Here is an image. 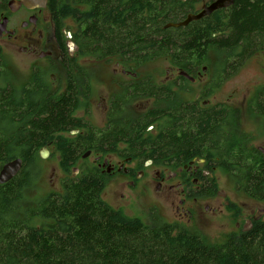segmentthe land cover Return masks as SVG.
<instances>
[{
    "label": "trees",
    "instance_id": "1",
    "mask_svg": "<svg viewBox=\"0 0 264 264\" xmlns=\"http://www.w3.org/2000/svg\"><path fill=\"white\" fill-rule=\"evenodd\" d=\"M202 1L49 0L65 89L39 68L20 89L0 86V171L17 158L23 161L19 174L0 184V264H264L260 218H254L248 229L210 244L197 229L169 223L157 211H151L145 223L110 206L103 192L111 177L97 164L83 166L79 177L71 174L88 151L102 158L117 153L168 163L174 170L204 159L200 184L191 187L189 197L215 196L218 187L211 173L222 168L249 198L264 203V151L247 147L239 120L226 104L179 101L174 86L155 83L148 76L122 85L111 99L107 127L96 129L77 116L90 107L92 91L81 59L117 57L135 74L137 67L167 58L176 70L197 80L215 51L225 56L218 89L254 56L264 54V0H235L230 8L187 27H167L197 13L196 4ZM6 2L0 0V22L7 15ZM67 19L78 26L71 38L74 55L63 31ZM2 61L0 47V68ZM178 81L189 80L179 76ZM212 94L209 86L202 99ZM139 98L165 105L143 116L126 117L124 108ZM249 109L264 121V87L257 89ZM153 123L158 133L145 134ZM43 148L59 154L61 170L68 176L61 192L25 207L32 167ZM35 218L45 224L33 225Z\"/></svg>",
    "mask_w": 264,
    "mask_h": 264
},
{
    "label": "rangeland",
    "instance_id": "2",
    "mask_svg": "<svg viewBox=\"0 0 264 264\" xmlns=\"http://www.w3.org/2000/svg\"><path fill=\"white\" fill-rule=\"evenodd\" d=\"M209 2L204 0L196 4V10ZM26 18V13H20L14 17V21H21ZM70 29V31H69ZM78 30V26L73 20L67 19L64 24L66 42L74 52L72 36ZM45 37L50 39V30L45 29ZM0 47L3 55L2 67L0 68V86L10 82L15 88H22L31 78L33 71L37 68L48 71V77L55 81H61L62 88L65 87L66 77L60 66L59 59L40 58L29 56L19 51V47L0 39ZM49 46L43 48L47 52ZM225 58L215 51H211L208 57L207 69L203 75H199L197 80L179 82L180 71L172 65L167 58L158 59L152 63L137 67L135 76L123 72L122 60L113 57L106 60L81 59L80 64L87 71L92 83L90 107L82 108L77 112V116L84 117L96 129L107 127V111L104 110L106 102L119 94L120 87L132 81L138 83L148 76L152 77L155 83L172 85L178 92L179 101H207L211 105L226 104L232 111L234 117L239 120V127L245 136V144L248 148H257L264 151V121L252 116L249 104L260 87H264V54L260 53L249 60L241 71L223 82L217 89L219 80L218 73L220 62ZM8 75L5 77L4 72ZM177 85V86H175ZM213 90V94L202 99V92L208 88ZM63 91V89H62ZM124 92V91H123ZM150 104L154 109L163 107L164 103L157 104L154 99L139 98L124 108L126 117H138L142 105ZM124 116V114L122 115ZM154 131V129H150ZM78 133V132H77ZM77 133H72L76 135ZM65 136H70L65 134ZM47 149V148H46ZM42 150V149H41ZM40 150V151H41ZM38 153L32 167L33 182L26 194L24 206H34L37 201L43 199L48 194L62 191V181L66 175L60 166L59 154L49 150V155L43 159ZM95 153L87 158H80L77 165L72 168L71 174L79 177L82 167H92L96 160ZM119 154L103 156L102 161L112 159L117 163ZM101 161V162H102ZM203 163V162H201ZM205 164L202 166L204 167ZM134 176L124 173L111 175V179L103 192V199L113 208L122 211L132 218H140L147 223L151 211H157L169 223H180L191 226L201 232L210 244H219L222 237L229 233H239L248 229L254 218L264 220V203L249 198L240 190L234 179L222 168H215L211 177L216 180L218 192L213 197H189L185 194L184 207L192 210L193 217L188 221V217L181 219L177 212L182 196V191L175 188L172 191L158 193L156 186V172L164 171L157 167H147L139 169L136 166ZM169 173L178 172L170 169ZM141 173H143L141 175ZM141 175V176H140ZM139 176V178H138ZM166 176L167 173H166ZM135 182L132 186L131 183ZM172 183H177L172 181ZM191 191V187H188ZM191 194V193H188ZM35 226L45 224L40 218H35L32 222Z\"/></svg>",
    "mask_w": 264,
    "mask_h": 264
},
{
    "label": "flooded vegetation",
    "instance_id": "3",
    "mask_svg": "<svg viewBox=\"0 0 264 264\" xmlns=\"http://www.w3.org/2000/svg\"><path fill=\"white\" fill-rule=\"evenodd\" d=\"M49 2V0H48ZM48 2L47 5L44 8H36L34 10H29L25 6H18L19 0H7L6 2V8L7 11L5 12L7 15L5 17L8 18V26L5 32H3L2 35H0L1 40H8L9 43L18 46L19 51L23 54H27L29 56H37L40 58H55L59 59L61 58L62 51L60 49L59 45V37L57 32H55L52 24V17L48 10ZM11 5L16 9V11H13L11 9ZM20 13H26V18L19 21H14V17ZM45 29L50 30L51 37L50 39H47L45 37ZM48 45L49 49L47 52H43V48ZM70 47V46H69ZM75 52V50H74ZM74 52L70 49V55H74ZM123 72L126 74H129L131 76H135L134 73L127 70L124 66H122ZM181 72V71H180ZM6 74V75H5ZM5 77L8 75L7 72H4ZM3 76L2 74L0 75ZM53 83L56 84L57 81H55L54 78ZM196 80V78H195ZM127 85V84H126ZM13 85H11L10 82L5 83L3 86L4 88H10ZM63 90L65 89L62 88ZM55 91H58V88L55 86ZM120 87V91H121ZM203 105H208V102H201ZM111 107V101L108 104V101L106 102V105L104 106V110L109 113ZM156 110L153 107L150 106V104L142 105V109L139 116L146 115L150 113L151 111ZM107 113V115H108ZM157 123H153L154 131H150V129H147L145 131V134H157ZM79 132L78 130H76ZM76 132V133H77ZM204 159H195L189 162L186 165H183V167H179L178 172L175 173H169L168 171L172 169V166L168 163L163 164H156L154 160H140L138 158H118L117 163L112 162V159L110 161L107 159L105 161H102L101 156H97L95 160V164H97L101 169H103L108 175H114L119 173H124L129 176H133L134 167L130 166H136L139 169H145L147 167H157L158 169H163L164 171H157L156 172V180H157V186L156 189L158 193L166 192L167 190L172 191L175 188H179L182 192L183 199L180 200L179 206H177V212L178 216L183 219L184 216H187L189 219L188 221H191V218L193 217L192 210L187 209L184 207L185 201L187 198H185V194L189 195L190 193L188 187L192 186H198L200 184V178L203 175L202 170L204 167H202L205 164V160L203 163L200 161ZM102 161V162H101ZM185 171V172H184ZM166 173L168 176H166ZM205 175V174H204ZM139 177V176H138ZM172 181H176L177 183H172ZM132 186L135 185V182L131 183Z\"/></svg>",
    "mask_w": 264,
    "mask_h": 264
},
{
    "label": "water",
    "instance_id": "4",
    "mask_svg": "<svg viewBox=\"0 0 264 264\" xmlns=\"http://www.w3.org/2000/svg\"><path fill=\"white\" fill-rule=\"evenodd\" d=\"M47 2L48 0H19L18 6L19 7L25 6L29 10H34L36 8H44L47 5ZM234 3L235 0H214L209 4H204L197 13L189 14L184 21L177 24H173V23L169 24L167 27H173V28L187 27L189 24L200 21L219 10L230 8L231 6L234 5ZM11 9L13 11H16V9L12 5H11ZM7 26H8V18L4 17L0 22V35H2L3 32L6 31ZM179 74L180 76L192 82L195 81V78L191 77L188 73L184 71H181ZM76 132L77 131H74L73 133ZM40 155L43 159H45L49 155L48 149L43 148L40 151ZM90 155H91V151H88L83 156V158L85 159ZM200 162H204V160H201ZM22 166H23V161L20 158H17L11 162L6 163L0 171V184H5L10 180H12L14 177H16L21 171ZM142 174L143 173H141V175Z\"/></svg>",
    "mask_w": 264,
    "mask_h": 264
}]
</instances>
